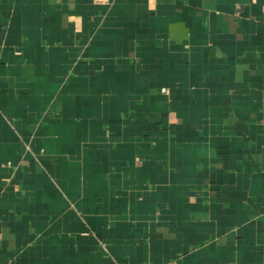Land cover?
<instances>
[{"label": "crops", "instance_id": "1", "mask_svg": "<svg viewBox=\"0 0 264 264\" xmlns=\"http://www.w3.org/2000/svg\"><path fill=\"white\" fill-rule=\"evenodd\" d=\"M0 264H264V0H0Z\"/></svg>", "mask_w": 264, "mask_h": 264}, {"label": "built area", "instance_id": "2", "mask_svg": "<svg viewBox=\"0 0 264 264\" xmlns=\"http://www.w3.org/2000/svg\"><path fill=\"white\" fill-rule=\"evenodd\" d=\"M163 89V88H162Z\"/></svg>", "mask_w": 264, "mask_h": 264}]
</instances>
